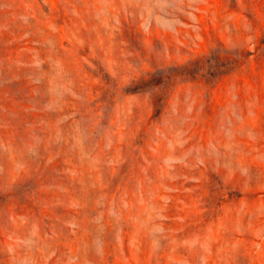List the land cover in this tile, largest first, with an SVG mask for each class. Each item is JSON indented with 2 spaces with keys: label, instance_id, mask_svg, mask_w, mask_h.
<instances>
[{
  "label": "rangeland",
  "instance_id": "1",
  "mask_svg": "<svg viewBox=\"0 0 264 264\" xmlns=\"http://www.w3.org/2000/svg\"><path fill=\"white\" fill-rule=\"evenodd\" d=\"M0 264H264V0H0Z\"/></svg>",
  "mask_w": 264,
  "mask_h": 264
}]
</instances>
